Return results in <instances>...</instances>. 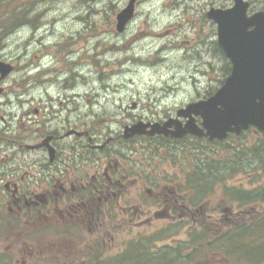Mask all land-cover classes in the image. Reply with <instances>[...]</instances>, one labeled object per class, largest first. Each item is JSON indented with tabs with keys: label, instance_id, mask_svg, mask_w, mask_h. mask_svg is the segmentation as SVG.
<instances>
[{
	"label": "rangeland",
	"instance_id": "rangeland-1",
	"mask_svg": "<svg viewBox=\"0 0 264 264\" xmlns=\"http://www.w3.org/2000/svg\"><path fill=\"white\" fill-rule=\"evenodd\" d=\"M130 1L0 0V62L15 69L1 84L0 131L9 125L10 131L21 133L26 112L32 116L39 109L44 120L52 121L51 130L59 125L50 113H60L57 121L65 120L63 126L70 120L77 130L92 133L94 146L110 140L106 151H128L133 144H122L125 126L174 118L179 109L220 88L227 64L206 13L230 8L231 0H134L133 17L118 32L116 17ZM247 1L252 13L264 12V0ZM197 79H203L202 87L169 109L165 101L179 97L181 88ZM157 105L162 106L158 114L153 111ZM142 139L137 143L138 158L146 165L143 175L170 181L185 169L184 162L200 165L207 184L211 182L204 188L211 191L206 198L210 208L264 207L262 135L247 132L221 143L187 140L169 147ZM0 150L12 154L1 145ZM90 151L94 163L104 158L101 151ZM24 159L9 157L7 163L14 167L5 165L1 172L16 168L22 174ZM149 217L155 226L133 230L132 237L141 232V242L160 238L152 242L159 252L165 248L168 226ZM252 234L249 230L243 237L246 243Z\"/></svg>",
	"mask_w": 264,
	"mask_h": 264
},
{
	"label": "flooded vegetation",
	"instance_id": "flooded-vegetation-1",
	"mask_svg": "<svg viewBox=\"0 0 264 264\" xmlns=\"http://www.w3.org/2000/svg\"><path fill=\"white\" fill-rule=\"evenodd\" d=\"M251 14L249 4L247 16ZM230 70L229 63L228 75ZM4 80L0 77V95ZM50 114L59 125L53 130L52 121L44 120L45 114L36 109L22 118L26 125L21 133L10 131L9 125L0 131V145L12 152L0 150L4 154L0 155V264H158L152 242L160 238L141 242V232L132 237L133 230L153 225L150 214L168 226L161 264H264V255L239 252L237 234L238 227L264 229V207L210 208L205 175L193 174L194 166L184 162L185 169L170 181H162V175H143L146 165L138 158L137 143L141 137L127 140L125 144H133L128 151H106L110 140L94 146L88 130H77L69 119L63 126L65 120L57 121L60 113ZM247 132L262 135L253 126L240 135ZM159 138L175 144L209 142L193 135ZM93 149L104 155L97 164ZM35 152L41 155L28 157ZM17 154L25 158L24 172L16 168L1 172L5 165L14 167L7 159ZM250 244L252 249L264 241L250 239Z\"/></svg>",
	"mask_w": 264,
	"mask_h": 264
},
{
	"label": "water",
	"instance_id": "water-1",
	"mask_svg": "<svg viewBox=\"0 0 264 264\" xmlns=\"http://www.w3.org/2000/svg\"><path fill=\"white\" fill-rule=\"evenodd\" d=\"M231 1L233 5L228 9L212 8L206 13L216 25L218 45L232 65L223 86L209 99L178 110L175 119L163 124L138 121L125 126V139L136 135L182 138L191 134L208 137L209 141H222L229 133L239 135L250 126L262 131L264 137V12L248 17V2ZM133 7L134 0H131L117 15L118 32H122L133 17ZM12 70L11 65L0 62L1 79ZM197 117L201 118L200 126L195 122ZM180 118L186 122L181 123ZM172 126L174 129L170 130Z\"/></svg>",
	"mask_w": 264,
	"mask_h": 264
},
{
	"label": "trees",
	"instance_id": "trees-1",
	"mask_svg": "<svg viewBox=\"0 0 264 264\" xmlns=\"http://www.w3.org/2000/svg\"><path fill=\"white\" fill-rule=\"evenodd\" d=\"M142 140L149 141L148 143H150L152 140L155 141V139H150V138H143ZM156 141L158 142L157 143L158 145H161L164 147L177 146V145L182 144V142L175 144V143L167 141L166 139H161V140H156ZM262 144H263V142H262ZM181 148H183V147H181ZM115 151H119V150H115ZM199 166L200 165H195L196 169L194 167L193 174L203 175V172H205V170L202 168H199ZM207 182H208V179H206V181L204 183V188L208 185L211 186L210 185L211 182H209L208 184H207ZM206 192H208V191H206ZM249 230H252V229L249 227H238L237 234H238L239 238H242L241 240H243V237L248 235ZM263 238H264V229H259V228L253 229L252 238H250V239H263ZM238 245H239V252H241V254L251 253L252 256H254L257 254L261 255L264 253V244L253 245L252 249L249 247V245L251 246V244H249V243L239 242ZM165 249L166 248L160 249L161 251L159 250V252L156 254L158 264H161L162 262L165 261V258H166V250Z\"/></svg>",
	"mask_w": 264,
	"mask_h": 264
},
{
	"label": "clouds",
	"instance_id": "clouds-1",
	"mask_svg": "<svg viewBox=\"0 0 264 264\" xmlns=\"http://www.w3.org/2000/svg\"><path fill=\"white\" fill-rule=\"evenodd\" d=\"M204 79H206V78H204ZM202 84H203V79H197V80H194L190 83H186L181 88V95L179 97H177L176 99H173L171 102L165 101V104L168 105L169 109H171L172 107H174L177 104V100L184 101V100H187L188 98H190L196 89L202 87ZM161 108H162V106L157 105L153 109V111L158 114V113H160ZM150 118H155V117L153 116Z\"/></svg>",
	"mask_w": 264,
	"mask_h": 264
}]
</instances>
